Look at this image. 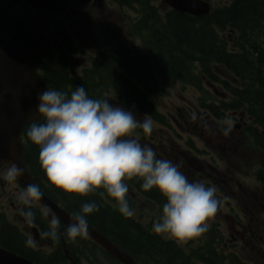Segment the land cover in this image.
Instances as JSON below:
<instances>
[{
	"label": "trees",
	"instance_id": "obj_1",
	"mask_svg": "<svg viewBox=\"0 0 264 264\" xmlns=\"http://www.w3.org/2000/svg\"><path fill=\"white\" fill-rule=\"evenodd\" d=\"M228 1L213 6L208 14L194 16L170 8H164L165 12L161 13L155 6L159 0H113L118 6L140 14L137 26L145 32L148 52L141 53L121 39L112 51L98 49L92 64L84 67L79 75L71 73V65L63 54L64 45L73 46V42L68 26L60 18L47 11L33 12L30 18L32 11L27 4L23 7L29 18H24L6 0H0V28L16 42L28 61L40 68L48 88L70 93L76 86H82L93 99H109L110 92L114 91L152 121L167 126L164 114L153 102V92L163 91L157 75L169 74V78L183 86H194L199 94L198 106L219 120L225 118L224 110H243L252 121L248 134L264 152V0ZM50 21L55 26L53 33L60 36L63 45L54 44L45 31L34 27V23L42 26ZM226 34L231 35L232 42L226 39ZM153 63L159 73H154ZM206 78L216 80L228 93V99L214 97L202 82ZM42 119L32 123H41ZM32 123L23 129V160L32 181L70 214L78 212L82 203L94 201L99 210L88 216L89 225L117 244L137 264H247L236 252L219 247L223 232L218 225L187 241L166 239L134 216L124 218L116 210L114 201L106 194L101 195L99 190L81 197L51 186L38 159L39 149L26 136ZM141 133L138 129L135 137ZM188 143L190 147L194 144L191 139ZM158 158L166 159L164 153ZM127 183L130 207L134 209L135 198L131 193L136 192L157 205L153 222L158 220L166 202L161 193L156 189L141 190L135 178ZM34 210L35 224L41 233L46 230L48 219ZM4 216L0 212V245L34 264H71L65 248L76 264H121L88 236L75 244L63 237L58 243L43 239L46 245H56L50 252L28 246V236L7 223Z\"/></svg>",
	"mask_w": 264,
	"mask_h": 264
},
{
	"label": "clouds",
	"instance_id": "obj_2",
	"mask_svg": "<svg viewBox=\"0 0 264 264\" xmlns=\"http://www.w3.org/2000/svg\"><path fill=\"white\" fill-rule=\"evenodd\" d=\"M36 100L35 113L43 119L30 124L26 136L38 147V159L51 186L81 197L99 190L114 201L119 214L130 218L135 211L127 199V181L135 178L141 190L156 189L165 198L161 214L152 224L154 233L183 242L207 231L206 221L223 201L217 198L214 187L190 181L177 165L158 158L150 146L135 138L138 129L145 136L151 135V119L141 121L132 110L109 103V99L90 98L82 86L70 93L47 88L37 93ZM193 120L199 121L211 137L217 133L228 137L234 130L232 120L215 128L203 116ZM24 175L22 167L11 164L0 171V180L15 185ZM43 195L34 183L15 194L16 211L29 227L36 221L34 208ZM98 210L94 201L82 203L67 225H62L47 207L40 208L42 217H50L41 238L58 243L63 237L74 244L86 239L88 216ZM26 243L34 246L32 240Z\"/></svg>",
	"mask_w": 264,
	"mask_h": 264
},
{
	"label": "rangeland",
	"instance_id": "obj_3",
	"mask_svg": "<svg viewBox=\"0 0 264 264\" xmlns=\"http://www.w3.org/2000/svg\"><path fill=\"white\" fill-rule=\"evenodd\" d=\"M99 1L102 2L103 0H99ZM109 1L113 3V6L110 5L109 7H107V9L101 15L94 16L93 11L87 10L84 11V14L90 16V18L83 17L80 21V19L76 15H70L67 20L68 24L70 25L69 28L73 36H75L85 46L86 57L89 58L93 57L96 54L98 48L101 49L115 48L117 41L119 39L128 42L131 48H135L137 51L141 53L146 52L147 42H146L145 32L140 30L136 24V20L139 19L140 14L139 13L135 14L126 8L118 6V4L113 2V0H109ZM109 1H105L104 4L109 5L110 4ZM208 1L211 3L212 6L220 5L227 2V0H208ZM156 5L158 6V8H160V11L162 12L164 11V8H166L161 4L160 0ZM9 7L12 10H14L13 6H9ZM86 8L88 9L90 8V6H87ZM14 11L19 12V9L16 8ZM64 16L62 17V20L66 21ZM82 16L83 14L79 15L80 18ZM89 22H92L91 26L88 24ZM226 39L229 42H232L231 35L226 34ZM76 59H80V56L77 55L73 57L72 61L74 62ZM90 61L91 59L89 60V62ZM81 68L82 67L74 66L73 71L72 68H70V70L71 72L75 73L74 75H79L82 72ZM153 68L154 69L157 68V66L154 63H153ZM157 76L168 91L164 90V87H163V91L160 92L154 91L153 102L155 106L159 109V111L164 114L166 120L167 117L169 118V120H167L168 126L170 127L175 126L177 133H181V135L184 136L185 138L188 135H191L193 140L197 142L199 140L201 142L202 149L211 150L208 144V138H204V139L200 138V135L206 137H209V135L207 134L206 130L202 128L199 121L193 120V117L196 116L195 113L177 110V107L183 108L185 110H189L191 107H194L195 109H199L196 99V97L198 96V92L196 90H192L189 87L183 86L176 80L168 81L167 80L168 75L165 73H160ZM215 81H211L209 85L215 89H218V91L210 89V92L212 94L220 93L219 98L222 100L228 99V97L224 95L223 92L220 91L221 90L220 86L219 84L215 83ZM204 83H207V81H204ZM108 97L111 103L132 110L134 112V115L137 116V119L142 121L143 119L146 118L142 116L134 106L124 102L116 92L111 91ZM224 112L225 114L224 113L223 114L226 117V120H232L234 123V130L232 134L239 135L240 144L236 145V148L238 146V152L240 156L243 153H245L246 154L245 157H247V150L249 144H251L252 146H256L254 145L255 140L251 135L248 134V128L251 127L250 118L243 110L240 111L224 110ZM240 113H243L244 120L246 122H249L250 124V126L246 129V132L249 137L244 133L246 127L245 122L243 121V119L239 120V118L240 119L242 118V115ZM208 114H206L204 118ZM206 121L213 128L224 122V121L223 122L217 121L215 118L206 119ZM152 122H153V130L151 135L145 136L143 133H141L140 136L135 137L142 145L147 144L148 146H150L157 153L158 156L161 153L168 154V152L171 150L173 154H168V155H173L178 162H180L181 154L183 155L184 158L186 157L189 158L192 156L191 153L185 151L186 150L185 147H180V148L175 147L173 140L168 139L169 137L175 136V134L169 128L160 125L154 121ZM175 123H178V125H176ZM169 140L170 142L168 143ZM172 149H176L177 151ZM213 152L215 153L216 158L220 161V165H218L215 162H208L205 164H201L199 165L202 168L201 171L196 170V167L190 166L189 173L191 175L193 174V172H196L197 174L208 173V176L204 181L210 182L211 185L215 186L216 194L222 195L221 196L222 200H224L225 198L226 200H233L230 197V194L227 192L226 189L227 183L221 180L223 178H226L227 175L219 176L218 174L215 173V176H212L210 174L211 170H215L220 166L222 168V171L224 173H227L228 167L226 165V162H231V160H229V158H227L224 152L219 148H216L215 151ZM226 152H229L228 149H226ZM201 161H205V160H201ZM7 167L9 166L3 165V169L2 170L0 169V171L5 170ZM230 167H234V165H230ZM178 168H180L183 171V173L187 171V166L185 167L179 165ZM253 170L254 168H246L243 169V171L241 172V170H235L234 168H231L229 169V172L240 173L242 175L240 178L243 180V184L245 185L246 188H256L258 184L255 183L254 178L252 176ZM194 178L198 179L196 175H194ZM20 190L23 189L19 186L18 182H16L15 185H9L4 181L2 185L0 184V211L6 212L7 213L6 215H8L19 227H20L19 220L16 215L17 205L14 202V200H15V194ZM134 203H135L134 217L140 220L145 226L152 227L153 218L156 216L155 206L152 203L142 199L140 196L137 197V199L136 198L134 199ZM40 208H43V206H41L37 202L35 209L39 210ZM48 219H50V217ZM28 236L30 240L32 239V241H34V245L38 249L44 247L43 239L39 235H37V237L35 238V236L32 237V234L29 233ZM163 236L167 237L165 235ZM48 248H49L48 246H45L43 250L47 251ZM242 257L246 260L249 258V256L245 254Z\"/></svg>",
	"mask_w": 264,
	"mask_h": 264
},
{
	"label": "water",
	"instance_id": "obj_4",
	"mask_svg": "<svg viewBox=\"0 0 264 264\" xmlns=\"http://www.w3.org/2000/svg\"><path fill=\"white\" fill-rule=\"evenodd\" d=\"M87 5L92 0H79ZM96 1V0H94ZM173 8L194 15L209 12L206 2L201 0H162ZM27 3L34 10H46L55 16L62 15L69 0H11V5ZM76 64L80 65V62ZM21 87V89H20ZM47 85L36 69L22 53L19 46L0 28V166L16 164L25 170V175L17 180L23 187L33 184L26 163L23 160L25 143L23 129L28 123L36 122L42 117L35 113L37 93L47 89ZM188 165L201 171L193 158H187ZM2 180H0V184ZM35 184V183H34ZM41 190V189H40ZM42 191V190H41ZM52 210L63 225H67L70 213L49 197L43 195L38 202ZM34 231L36 227H33ZM37 237V235H36ZM35 237V238H36ZM88 237L101 246L111 257L121 264H136L135 260L118 245L89 225ZM66 249V248H65ZM65 253L69 256L68 251ZM72 264H76L70 258ZM0 264H34L31 260L15 253L0 249Z\"/></svg>",
	"mask_w": 264,
	"mask_h": 264
},
{
	"label": "flooded vegetation",
	"instance_id": "obj_5",
	"mask_svg": "<svg viewBox=\"0 0 264 264\" xmlns=\"http://www.w3.org/2000/svg\"><path fill=\"white\" fill-rule=\"evenodd\" d=\"M69 1L70 3L68 6V10L64 14L65 15L64 18L66 21L62 20L63 16H61V20L65 22L68 28L70 25L68 24L67 20L70 15H76L81 21L83 17L90 18V16L84 14V11L91 10L94 12V16H96V15H101L107 9V7H109L108 4H104L105 0L102 2L99 0H96V2L91 1L87 5L83 4L79 0H69ZM87 6H90V8L87 9L86 8ZM80 14H83L81 18L79 17ZM88 24L91 26L92 22H89ZM43 28L49 31L51 35H53L52 32H55V26L51 21L48 22V24L42 25L41 27L37 26L38 30H42ZM71 36H72L73 46L69 44L64 45L66 47L65 56L72 64L70 66L72 68V71L74 66L82 67L81 68L82 70L84 67H87L88 65L92 64V57L91 58L86 57V49L83 43L80 42L75 36H73L72 33ZM55 40L59 41L62 45L64 44V41L60 38V36H56ZM77 55L80 56V59H76L73 62L72 58ZM90 59L91 61L89 62ZM77 62H80L81 64L76 65ZM189 88L197 91L195 87L189 86ZM212 95L214 97H217L214 94ZM182 110L188 112V110H184V109ZM240 114L242 115V118L241 119L239 118V120L243 119V121L245 122L246 127L244 133L248 136L246 129L250 126V124L249 122H246L244 120L243 113ZM205 118L210 119L211 115H207ZM167 120H169L168 117ZM175 124L178 125V123ZM173 133L175 134V136L177 135L176 130ZM175 136L169 137L168 139L173 140ZM229 136L235 148L233 154L228 156L231 162H226L228 171L227 173H224L220 166L215 170H211L210 174L212 176H215V173L218 174L219 176L227 175L226 179L223 178L224 180L223 179L221 180L227 183V188H226L227 192L230 194V197L233 200H226V198L222 200L221 199L222 195L216 194L217 198L223 201V204L221 207H218V210L215 213V215L208 219V222L212 224V226L218 225L222 230L223 239H222L221 247L227 250L235 251L236 253L241 255L244 254L248 255L249 258L246 260L248 264H264V152L260 148H258L256 143L254 142V145L256 146H252L251 144H249L248 146L247 157H245L246 156L245 153H243L240 156L238 152V146L236 148V145L240 144L239 135L230 134ZM185 139L186 138L184 136L182 135L179 136V144L176 147L178 148L185 147L187 150L202 149L201 144H193L192 147L188 146L189 140L188 139L185 140ZM169 142L170 140L168 141V143ZM216 143L217 140L208 141L209 146H213ZM217 148H219L223 152H226V149H228L229 152L232 151L231 147L223 149L222 145H220ZM167 159L170 160L173 164L177 165L178 167L181 163L186 161L184 158H182L180 162H178L174 156H170ZM230 165H234V167H230ZM187 168L190 169L189 167ZM231 168H234L235 170H241V172L243 171V169L246 168H254L252 176L254 178L255 183H257L258 186L256 188H246L245 185L243 184V180L240 178L242 175L240 173L229 172V169ZM2 169L3 167L1 168V170ZM194 175H196L198 179H195ZM207 176L208 173L197 174L196 172H193V174L191 175L188 172L187 174V178L190 181H198L204 183L206 186H211L215 188V186L211 185L210 182L204 181L207 178ZM2 184L3 182L1 183V185ZM5 214L7 213L5 212ZM16 215L19 220L21 231L24 233L31 232L29 226H27L24 223L23 219L18 215L17 211H16ZM4 220L11 225H15L19 227L8 215L4 216ZM183 246L187 247L185 243H183Z\"/></svg>",
	"mask_w": 264,
	"mask_h": 264
},
{
	"label": "bare ground",
	"instance_id": "obj_6",
	"mask_svg": "<svg viewBox=\"0 0 264 264\" xmlns=\"http://www.w3.org/2000/svg\"><path fill=\"white\" fill-rule=\"evenodd\" d=\"M201 1H203V2H206L207 4H208V6H209V8H210V10H209V12L208 13H210L211 12V10H212V5H211V3L208 1V0H201ZM160 2H161V4L163 5V6H165L166 8H170V9H173V10H176V11H179V10H177V9H175V8H173L172 6H170V5H168V4H165V3H163V1L162 0H160ZM69 3H70V1L68 2V5H67V8H68V6H69ZM179 12H182V11H179ZM185 13V12H184ZM208 13H206V14H208ZM188 14H191V13H188ZM191 15H194V14H191ZM202 15H205V14H202ZM202 15H199V16H202ZM54 16V15H53ZM194 16H197V15H194ZM55 17V16H54ZM118 42V41H117ZM113 49H115V48H113ZM113 49H106V50H109V51H112ZM63 54L65 55V52H63ZM94 57V56H93ZM92 57V58H93ZM88 66H90V65H88ZM87 66V67H88ZM32 67H34V68H36L34 65H32ZM153 70H154V68H153ZM40 75V74H39ZM41 76V75H40ZM42 78V77H41ZM191 86V85H190ZM192 87H194V86H192ZM20 89H21V87H20ZM214 95H216L217 97H220V93H215ZM141 112V111H140ZM3 167V165L2 166H0V169ZM19 183V182H18ZM20 184V183H19ZM43 192V191H42ZM44 193V192H43ZM44 195L46 196V197H48L45 193H44ZM1 212V211H0ZM2 213L6 216V214H5V212H3L2 211ZM63 225V224H62ZM91 226V225H90ZM114 243V242H113ZM115 244V243H114ZM117 245V244H116ZM0 249H2V248H0ZM137 264V263H136Z\"/></svg>",
	"mask_w": 264,
	"mask_h": 264
}]
</instances>
